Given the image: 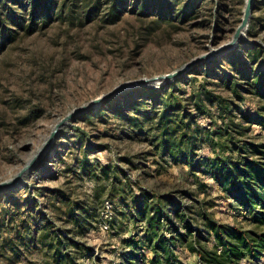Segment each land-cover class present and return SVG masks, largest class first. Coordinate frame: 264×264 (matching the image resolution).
I'll list each match as a JSON object with an SVG mask.
<instances>
[{
    "label": "rangeland",
    "instance_id": "rangeland-1",
    "mask_svg": "<svg viewBox=\"0 0 264 264\" xmlns=\"http://www.w3.org/2000/svg\"><path fill=\"white\" fill-rule=\"evenodd\" d=\"M246 1L39 0L32 22V0H1L0 184L75 109L228 43ZM239 42L244 60L264 69V0ZM236 46L62 126L21 183L0 190V264H264V126L236 120L226 132L228 144L258 147L243 153L256 169L235 153L243 171L222 164L228 153L206 131H182L164 149L156 139L162 96L174 86L190 98L206 83L239 101L218 79L232 74ZM247 90L241 105L255 116L264 100ZM198 121L211 128L207 115Z\"/></svg>",
    "mask_w": 264,
    "mask_h": 264
},
{
    "label": "trees",
    "instance_id": "trees-1",
    "mask_svg": "<svg viewBox=\"0 0 264 264\" xmlns=\"http://www.w3.org/2000/svg\"><path fill=\"white\" fill-rule=\"evenodd\" d=\"M192 1L194 0H186V7H189ZM220 9H222L221 5H219V10ZM8 10V14L12 12L10 9ZM31 11L33 16L32 22H34L40 15L39 0H32ZM242 43L243 42H239L237 46L231 52H229L231 54L230 69L232 74L224 71L222 75L218 77V79L223 83H220L221 85H219L222 86L223 89L225 87L227 90H229L232 96H234V98L239 101L236 102L232 98L225 97L223 93L216 94L213 90L207 88L206 83L202 84L200 88L196 89L190 98H185V93L181 89H176L175 86L172 87L171 90H167L163 94L162 101L164 105L161 109V114H157L160 116L159 119H157L159 128L158 130H160L159 136L156 135L157 144L159 147H165L167 140H176L182 131L189 132L192 130L194 133L198 134V137L206 131L208 134L214 137V140H217L215 150L219 151L220 155L228 153L227 156H224L223 159H221L224 166H227L235 171L242 170L240 168L243 165L242 162L234 160L235 153H237L240 158L243 157L245 160H247L249 167H251V165H254L251 167L253 169L257 167V162H254L247 156L243 155V153H248L246 150H249V146L258 148L257 146H254V144H250L248 142H244L243 145L238 144V146L235 147L233 142L228 144L226 139V132L229 126L235 124L236 120L240 122L237 123V125H241V123H244L246 120V122L252 125L259 124L264 126V116L262 111L264 106H258V114L251 116L247 114L241 105V102L247 100L241 93L246 92L247 89L241 82H239V80H247V83L251 88L247 91L258 95L264 100V69H261L259 66L255 67L254 63L250 61L251 58L249 59L251 66L244 60V57L241 56L242 48L247 43ZM193 70L198 71L200 69L196 67L193 68ZM206 72L209 74V76L210 74L213 76V73H215V71H211L209 68ZM190 80L191 79H189L188 82ZM212 108L217 111L218 118H216ZM201 115H207L210 118V129L203 127L199 123L198 117ZM189 143L194 142L191 139ZM196 251L202 255V251L198 249H196Z\"/></svg>",
    "mask_w": 264,
    "mask_h": 264
},
{
    "label": "water",
    "instance_id": "water-1",
    "mask_svg": "<svg viewBox=\"0 0 264 264\" xmlns=\"http://www.w3.org/2000/svg\"><path fill=\"white\" fill-rule=\"evenodd\" d=\"M254 1L255 0H247L246 1V5H245V10H244L242 21H241L240 25L237 27L232 39L228 43H226L225 45L219 47L218 49H213L210 53L202 55L201 57H199V58L187 63L184 67H182L181 69H178L176 71L168 72V73H165V74H162V75H157V76H153V77H149V78H142V79H138V80H132V81L125 82V83L119 85L118 87H116L111 92L107 93L106 95L98 97L96 99H93L89 103H87L85 105H82L81 107H79V108L75 109L74 111H72L71 113H69L56 126L54 131L51 133L50 138L48 139L46 144L43 146L42 150L31 161V163L26 168H24L23 171L17 177L13 178L12 180H10L8 182L1 183L0 184V190L1 189L15 187L18 184H20L22 179H23V177L27 174V172H29L34 167V165L37 163V161L48 150V148L50 147L52 142L58 136L61 127L64 126L69 121H72L78 115H80L82 113H85L88 110L100 105L106 99L111 98L112 96L118 94L119 92H121L123 90L129 89V88H133V87H137V86H148V85H152V84H162V83H166L168 81L177 79L180 76H182L185 73H187V71H189L194 65H196L199 62H201L202 60H204L206 58H211V57L223 52L224 50H227V49H230V48L236 46L239 43V41L241 40V38L243 37L244 32H245L246 28L249 25V22L251 20V16H252V13H253V9H254Z\"/></svg>",
    "mask_w": 264,
    "mask_h": 264
}]
</instances>
